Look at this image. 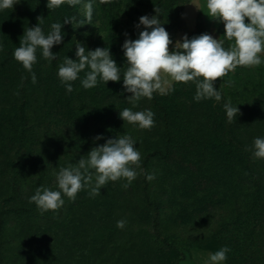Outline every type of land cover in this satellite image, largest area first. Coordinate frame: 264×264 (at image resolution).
Segmentation results:
<instances>
[{
	"label": "rangeland",
	"instance_id": "374dc122",
	"mask_svg": "<svg viewBox=\"0 0 264 264\" xmlns=\"http://www.w3.org/2000/svg\"><path fill=\"white\" fill-rule=\"evenodd\" d=\"M203 3L93 0V25L74 29L68 23L63 42L52 49L57 59L49 63L37 51L35 84L13 58L12 44H2L0 264H36L32 255L39 254L38 262L44 264H205L224 245L231 249L225 264H264V159H255L248 150V167L239 166L236 156L227 157L223 150V138L252 136L243 134V117L247 121L264 95V63L237 67L217 78L220 102H196L195 83L174 82V91L155 93L135 108L123 78L91 89L78 79L68 93L57 75L65 56L76 58L77 42L93 50L109 47L126 69L121 45L126 38H137L143 26L138 30L134 25L140 16L154 15L155 7L174 42L185 33L223 39V23L197 8ZM81 7H69L70 17L84 20ZM8 10L15 19L21 14L19 3ZM42 27L50 31L47 23ZM230 43L225 40L224 46ZM226 100L239 104L231 123L223 116ZM124 108H150L155 125L139 129L124 123L119 115ZM125 134L138 141L141 153L140 174L128 188L122 187L125 180H118L95 197L85 189L75 201L64 197L61 209L43 214L29 202L37 188L55 187L53 173L61 167L75 165L93 147ZM227 159L229 166L223 165ZM149 173H155L154 180L145 178ZM121 219L127 220L123 229L116 226Z\"/></svg>",
	"mask_w": 264,
	"mask_h": 264
},
{
	"label": "clouds",
	"instance_id": "9594fccd",
	"mask_svg": "<svg viewBox=\"0 0 264 264\" xmlns=\"http://www.w3.org/2000/svg\"><path fill=\"white\" fill-rule=\"evenodd\" d=\"M20 0H0V11L13 9ZM111 0H100L108 4ZM67 4L69 7L81 5L84 20L65 17L63 22H54L50 31L45 33L40 17L35 26L28 27L19 40V46L13 50V58L31 74L35 84L37 78L33 65L37 63V51L43 59L51 63L57 59L52 49L64 40L63 25L71 23L74 29L85 24L93 25V0H47L50 10ZM210 18L222 22L224 38H214L209 33H201L191 37L185 33L173 41L163 26L160 9L155 7L154 15H142L134 25L138 31L137 38H126L121 45L127 68L123 69L113 58L109 47L89 49L86 45L75 44V59L65 56L58 67V78L68 93L73 91L72 82L80 80L84 89H91L99 82L105 85L109 81L119 82L123 78L125 92L131 93L127 98L135 108L139 102L147 98L151 100L155 93L166 95L174 91L173 83H195L194 100L223 99L222 92L215 87L217 78L225 77L237 67H258L264 63V0H204L197 7ZM127 37V33L125 34ZM225 40L231 42L225 47ZM169 45H174L169 50ZM3 45L0 44V49ZM84 76L81 77V73ZM164 74L171 79L165 78ZM239 104L233 105L231 100L223 103L229 123L237 118ZM133 108L120 110L119 115L139 129H151L155 125V113L150 108L134 111ZM102 134L96 139H101ZM137 140L125 134L117 138H109L105 143L93 147L87 156H81L75 165L61 167L54 172L55 187L41 186L29 197L38 211L43 214L49 210L57 211L65 204L64 197L75 201L77 194L87 189L90 197L101 194V188L109 182L125 180L122 185L128 188L140 174L137 169L141 165V153ZM255 159H264V136L254 138L248 149ZM94 170V171H93ZM142 171V169H141ZM148 181L155 179V173L145 177ZM126 219L116 222L117 228L123 229ZM231 249L221 246L219 250L209 254L205 264H225Z\"/></svg>",
	"mask_w": 264,
	"mask_h": 264
},
{
	"label": "trees",
	"instance_id": "16d2710c",
	"mask_svg": "<svg viewBox=\"0 0 264 264\" xmlns=\"http://www.w3.org/2000/svg\"><path fill=\"white\" fill-rule=\"evenodd\" d=\"M47 0H20V16L15 19L14 11L9 12L8 9L0 11V44L9 46L12 44L14 48L19 46V40L23 39L24 30L27 31V24L38 23V18L42 25L47 23L51 25L54 22L62 23L65 17H70L69 6L62 5L59 8L50 10L47 8ZM15 19V20H14ZM68 24L63 25V32H66ZM244 112V111H243ZM21 115V113H20ZM223 116L226 117L225 109L223 108ZM244 116V115H243ZM243 134L248 133L252 136L248 140L244 138L235 137L232 140L223 138V150L228 156H236L239 166L248 167V149L251 147L253 140L257 136H264V95L260 94L258 104L254 111L247 117V121L243 117ZM225 121H223V128ZM230 132V131H229ZM234 164V162L232 161ZM231 162L224 160L223 165L229 166ZM40 255V254H39ZM39 255H32L36 257V264H44L41 260L38 262ZM1 263V261H0Z\"/></svg>",
	"mask_w": 264,
	"mask_h": 264
}]
</instances>
